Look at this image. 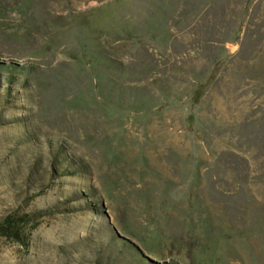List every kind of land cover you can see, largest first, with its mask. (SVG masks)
Returning <instances> with one entry per match:
<instances>
[{
  "label": "rangeland",
  "instance_id": "obj_1",
  "mask_svg": "<svg viewBox=\"0 0 264 264\" xmlns=\"http://www.w3.org/2000/svg\"><path fill=\"white\" fill-rule=\"evenodd\" d=\"M0 264H264V0H0Z\"/></svg>",
  "mask_w": 264,
  "mask_h": 264
},
{
  "label": "trees",
  "instance_id": "obj_2",
  "mask_svg": "<svg viewBox=\"0 0 264 264\" xmlns=\"http://www.w3.org/2000/svg\"><path fill=\"white\" fill-rule=\"evenodd\" d=\"M7 226H9L10 225V220H7ZM6 231H7V229H6Z\"/></svg>",
  "mask_w": 264,
  "mask_h": 264
}]
</instances>
